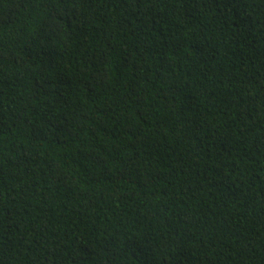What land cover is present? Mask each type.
Listing matches in <instances>:
<instances>
[{
  "label": "trees",
  "instance_id": "16d2710c",
  "mask_svg": "<svg viewBox=\"0 0 264 264\" xmlns=\"http://www.w3.org/2000/svg\"><path fill=\"white\" fill-rule=\"evenodd\" d=\"M0 264H264V0H0Z\"/></svg>",
  "mask_w": 264,
  "mask_h": 264
}]
</instances>
